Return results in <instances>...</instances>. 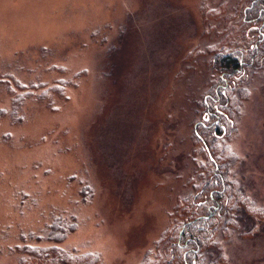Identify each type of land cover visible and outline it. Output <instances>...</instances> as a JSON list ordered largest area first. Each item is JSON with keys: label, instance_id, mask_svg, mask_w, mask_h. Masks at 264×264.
<instances>
[{"label": "rangeland", "instance_id": "1", "mask_svg": "<svg viewBox=\"0 0 264 264\" xmlns=\"http://www.w3.org/2000/svg\"><path fill=\"white\" fill-rule=\"evenodd\" d=\"M249 2L0 0V264H180L178 231L214 180L193 125L218 83L217 56L253 50ZM259 58L228 86L246 94L210 144L230 183L224 206L238 212L217 226L238 219L200 264H264ZM57 218L67 236L47 239Z\"/></svg>", "mask_w": 264, "mask_h": 264}, {"label": "trees", "instance_id": "2", "mask_svg": "<svg viewBox=\"0 0 264 264\" xmlns=\"http://www.w3.org/2000/svg\"><path fill=\"white\" fill-rule=\"evenodd\" d=\"M249 1L250 2L248 6H246L244 12V17L246 19L244 18L243 21L245 24L259 23V26L256 29L257 38L252 46L253 50H251V52L249 51V53L247 52L245 57L243 55H232L229 52L217 56L216 66L219 73L218 83L213 86L210 94L203 96L202 118L193 125V135L201 144L203 151L207 154L208 160L213 164L214 180L212 184H208L205 188L208 191V198L205 200L204 205L200 204L201 210L199 212L201 213L193 216L192 219L185 222L178 231L174 242V248L177 253L179 251L178 260L180 264H200L202 262L201 259L204 258L202 250L205 243L207 245V241L212 240L216 231L224 230L223 228H227L229 223L231 225L233 224L232 220L238 219L235 216H229L226 221L219 222V225L217 226L218 222L216 221L227 215V212H238L234 208L226 210L224 198L225 188L228 187V184L230 183L228 180L226 181V179H228L226 178V174L219 170L216 160L212 155L213 149L210 147V144H214L212 143V140L218 143L219 138L222 139L226 135L228 120L232 121L237 113L236 111L239 107L238 99H241L246 94V87L244 84L243 87L241 86V88L238 89L239 93H235L233 96L230 95L233 91L228 90V86H234L232 84H237V86L242 85L246 77L250 74L252 75L256 71L257 62L258 60L260 61L259 56L262 55V53L264 54V49H261V47L264 46V0ZM204 133L209 136L211 143L207 140ZM217 134H220V136L216 139L215 137H218ZM236 188L237 184L235 183L233 190L235 191ZM240 194H242L241 190L237 195L240 196ZM200 205L198 207H200ZM64 223L65 220L57 218L51 223V225H48L47 229H44L42 235L47 237V239H64L67 236ZM25 248L30 253L37 252V250H33L30 246H26ZM41 251L43 252L45 250ZM60 262L64 263V259H60ZM22 263L23 262L21 261L20 264ZM54 263L53 260H50L49 263L46 262L44 264ZM94 263L95 260L93 257L85 263L80 261L75 262V264Z\"/></svg>", "mask_w": 264, "mask_h": 264}]
</instances>
